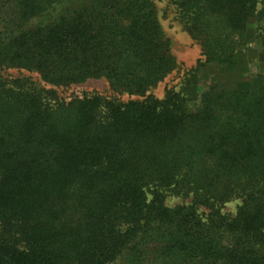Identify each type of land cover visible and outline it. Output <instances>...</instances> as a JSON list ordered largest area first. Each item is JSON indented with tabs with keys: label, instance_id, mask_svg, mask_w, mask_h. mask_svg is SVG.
<instances>
[{
	"label": "trees",
	"instance_id": "obj_1",
	"mask_svg": "<svg viewBox=\"0 0 264 264\" xmlns=\"http://www.w3.org/2000/svg\"><path fill=\"white\" fill-rule=\"evenodd\" d=\"M57 1L0 0V69L136 95L173 71L154 0H81L26 26ZM176 4L204 64L243 70L253 39L264 64V0ZM248 87L199 90L192 72L160 101H64L0 76V264H264V83Z\"/></svg>",
	"mask_w": 264,
	"mask_h": 264
},
{
	"label": "rangeland",
	"instance_id": "obj_2",
	"mask_svg": "<svg viewBox=\"0 0 264 264\" xmlns=\"http://www.w3.org/2000/svg\"><path fill=\"white\" fill-rule=\"evenodd\" d=\"M158 20L162 32L170 42L171 57L174 60L173 71L156 85L150 87L144 95L131 94L120 88L112 87L105 78L89 79L84 83L69 87H55L44 84L35 72L26 70L0 69V76L28 77L32 81L43 85L46 89H52L57 96L68 101L73 96L99 95L103 98L116 102H127L131 100L144 101L145 99L163 100L167 91L178 92L184 85V80L193 72L197 75L198 89L205 90L212 83H217L221 88H228L237 84H247L252 94L257 91L260 84L264 83V64L257 61L258 42L251 40L240 48L243 56L245 68L239 71L240 66L234 70H228L220 66L204 64L199 45L189 36L185 20L182 18L177 8L176 0H154ZM81 4V0H59L31 18L26 26L33 28L41 24L49 23L66 15L70 10ZM253 27V26H252ZM253 29V28H252ZM195 72V69L200 66ZM191 109L198 108L197 104H190ZM189 203V199H183L174 195L166 197L168 207L181 206ZM240 200L228 202L222 208V212L234 216L240 206ZM202 215L207 210L200 208ZM121 259H117L111 264H119Z\"/></svg>",
	"mask_w": 264,
	"mask_h": 264
}]
</instances>
